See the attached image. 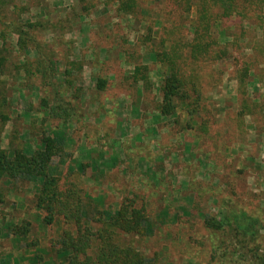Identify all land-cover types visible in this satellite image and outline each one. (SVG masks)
Instances as JSON below:
<instances>
[{"label":"rangeland","instance_id":"rangeland-1","mask_svg":"<svg viewBox=\"0 0 264 264\" xmlns=\"http://www.w3.org/2000/svg\"><path fill=\"white\" fill-rule=\"evenodd\" d=\"M160 15L154 7L139 23L119 14L113 0H0V93H7L0 146L31 155L44 148V137L55 138L50 174L60 188L78 184L83 211L81 227L74 219L64 224L58 214L49 223L46 209L37 206L42 179L5 175L0 264H70L66 229L86 237L78 260L96 255L101 230L126 195L145 209L144 232H126L115 222L111 241L131 244L146 261L233 264L237 245L223 256L218 243H232L234 234L226 226L208 227L210 216H229L246 234L258 230L247 239L264 250V29L241 20L224 32L214 26L225 47L219 58L201 53L199 91L188 87L200 98L192 110L166 79L161 44L156 58L148 43L160 39ZM192 21L185 22L189 39ZM152 23L154 31L146 27ZM181 68L183 76L192 73L185 63ZM100 75L109 79L102 90ZM44 96L69 101L77 114L68 121L49 118Z\"/></svg>","mask_w":264,"mask_h":264},{"label":"trees","instance_id":"trees-1","mask_svg":"<svg viewBox=\"0 0 264 264\" xmlns=\"http://www.w3.org/2000/svg\"><path fill=\"white\" fill-rule=\"evenodd\" d=\"M113 1L119 14H123V16L131 15L139 23L142 21L147 22L146 16L154 7L160 9L162 15L156 18L159 24L156 32L160 39H152L148 43L152 46L151 50L156 53V58L159 57L157 48L161 44L163 56L160 61L162 63L165 62V66L170 68L166 79L168 81L172 79L175 93H178L183 101H188L193 106L192 110L198 109L199 106L196 107V105L199 103L200 98L199 95L193 96L189 92L188 87L190 85L191 90L199 91L196 79L200 77L197 63L199 58H202L201 53H204L203 58L206 60L209 57L219 58L220 48L225 47L223 45L225 44L224 42L213 36L212 30L214 26L220 27V31L224 32L231 28L232 25L241 26V20L242 22H254L256 26L264 29V0H162V6L156 0H152L151 3L150 0ZM192 10L195 11V14L191 18ZM187 19H193L191 27L194 36L192 39L188 38L186 27L188 24L185 23ZM146 27L154 31L155 25L152 23ZM25 41L23 35L19 34L18 43L22 45ZM135 46L136 48L141 47V50L144 48V44L140 43H135ZM147 47H149L148 44ZM214 47H219V49L214 50ZM122 52L124 53L123 50ZM4 60L5 57L0 56V67L4 64ZM181 63L189 65L192 73L186 76L180 74ZM27 66L24 67L27 69L25 72L26 77L29 78L33 73L29 71ZM55 69L52 68V70ZM67 71L69 70L67 69ZM108 81L107 77L100 75L96 82L97 88L102 90ZM48 83V80L42 77L41 84L47 85ZM41 84L36 85L42 90ZM6 94L0 93V105L7 100ZM166 99L169 101L172 98L168 96ZM42 101L41 105L49 108V118L68 121L77 114L76 107L63 98L54 99L50 102L44 96ZM6 119L7 117L3 118L2 122L4 124ZM43 140L45 142L44 148L34 150L31 155H28L22 147L7 150L0 146V203L5 200V193L1 189V181L5 175L8 178H14L18 175L40 178L42 179V187H39L38 190L39 200L37 201V206L46 209L49 223H52L55 215L58 214L64 217V224H68L74 219L75 225L81 227V219L83 217L81 188L72 181L65 188L59 187L56 175L50 174L49 164L51 153L55 152L58 145L55 138L51 136L44 137ZM9 141H12V139ZM132 154L133 152L128 151L129 156H132ZM135 199L133 196H124L116 218L114 216L106 220V226L101 230L102 233L100 234V248L94 256L85 254L82 260H78L85 248L86 237L80 234V237L74 238L66 229L63 242L67 245V248L72 249L73 254L70 256V264H154V259L146 261L142 254L135 253V249L131 244H126L124 247L111 241L112 233L110 228L115 222L126 232L140 233L141 230L142 233L144 232L141 224L148 217L144 208L133 206ZM205 222L208 227L214 228V230L224 229L226 226V228H229L230 233L234 234L232 243L227 245L223 241L218 243L219 248H224L223 256L231 253V250H229L230 245H237L236 250L233 251L239 254L237 258H233V264H264V250L261 251L260 245L254 246L250 243L254 237L256 238L259 235L260 232L258 230L252 231L251 234H246L239 225L233 223L229 216L225 220L210 216L206 217ZM248 235L253 236L250 241L247 239ZM66 238L67 243L65 242Z\"/></svg>","mask_w":264,"mask_h":264}]
</instances>
